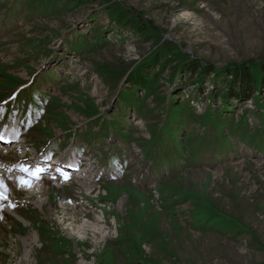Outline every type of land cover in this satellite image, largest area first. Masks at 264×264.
<instances>
[{
    "label": "rangeland",
    "instance_id": "rangeland-1",
    "mask_svg": "<svg viewBox=\"0 0 264 264\" xmlns=\"http://www.w3.org/2000/svg\"><path fill=\"white\" fill-rule=\"evenodd\" d=\"M260 63L264 0H0V150L87 169L5 184L0 264H264Z\"/></svg>",
    "mask_w": 264,
    "mask_h": 264
},
{
    "label": "bare ground",
    "instance_id": "bare-ground-1",
    "mask_svg": "<svg viewBox=\"0 0 264 264\" xmlns=\"http://www.w3.org/2000/svg\"><path fill=\"white\" fill-rule=\"evenodd\" d=\"M15 129H16V131H15ZM0 133H2L4 139L5 138H7V139L9 138L8 140L14 141L15 140L14 138H15L16 133L19 134L20 131L17 129V126H15V124L13 123V125L11 127H9L8 129L7 128L0 129ZM20 142L21 141L17 140L16 143H13L12 144L13 145L12 146L13 149L20 148V145H19ZM8 147L9 146L2 145V148H8ZM7 161H8V157L6 156L5 151L0 150V168H2V170L7 171V172H10L12 169L13 170L16 169L20 173V175L21 174H24V175L23 176H15V175H13V176H7L5 174H3V175L0 174V178H2L4 180L5 184L9 183L10 185H13L14 186L17 183V180H16L17 177H25V178H27L26 173L20 171V166H23L25 168H28V169L32 170V166L30 167L28 165V163L26 165L20 164V166H17V165H13V164L10 165V164L7 163ZM18 163H20V162H18ZM38 167L39 168H42L43 171L39 174V178H33V179H31V186H30V189L31 190L38 191L36 189H39V187H37L39 185L38 184L35 185L36 183L35 184H32L33 181H37L38 179H42V181H43V183H42V186H43L42 187V190L44 189L43 191L47 190L48 188L52 187L53 185H55V187L53 186V188H55V189H60L61 188V187H59V186L56 185V184H58V182L55 181V178H58V177L60 179H63L64 180V178L61 176V171L57 170V168L54 167V165L48 166V169H46V170H44V167H42V166H38ZM33 169H34V167H33ZM68 174H70V172H68L64 176H66ZM79 174H81V173H79ZM74 178H76V176H72L71 177V179H74ZM89 180H84V181H80V182H83L84 184H90L89 183L90 182ZM6 201H7V199L5 198V200L0 201V204L2 205L4 203H6ZM9 206L12 207L13 205L12 204H9ZM65 210H67V207H65ZM78 215L79 214L76 212L75 215H74L75 216L74 218H78L79 217ZM1 216H2V213H0V218H1ZM93 221H94V223L92 225L95 228H99V229H101V227H99V223L106 224V223H104V221H98L96 219H93ZM69 227H71V225H69Z\"/></svg>",
    "mask_w": 264,
    "mask_h": 264
},
{
    "label": "trees",
    "instance_id": "trees-1",
    "mask_svg": "<svg viewBox=\"0 0 264 264\" xmlns=\"http://www.w3.org/2000/svg\"><path fill=\"white\" fill-rule=\"evenodd\" d=\"M248 65L251 64H240V65H236V66H229L227 73L229 75H231V81L229 82V87L227 88L226 94H225V99H228L229 97H236L237 99L243 98V99H247L252 95V91L254 89H258V91L260 89H262L263 93H264V64L260 63L258 66V73L253 72L252 70H250V67ZM190 70L191 72L195 71V69L199 70L200 68L197 66H190ZM141 69H143L142 67L139 69L137 68L136 73H132L133 77H135V75H139L141 73ZM204 72V68H202L200 70L199 73ZM131 83H135V85H140L139 80L136 78L135 80L131 81ZM235 84L239 85V88L237 91L232 90L231 86H234ZM255 85L257 86V88H255ZM259 87V88H258ZM147 87L144 86V89H146ZM229 89V90H228ZM235 91V92H234ZM243 91V95L244 96H237V95H241V92ZM257 91V92H258ZM237 93V94H236ZM263 102H264V98H263ZM178 106L175 108L177 109Z\"/></svg>",
    "mask_w": 264,
    "mask_h": 264
},
{
    "label": "snow or ice",
    "instance_id": "snow-or-ice-1",
    "mask_svg": "<svg viewBox=\"0 0 264 264\" xmlns=\"http://www.w3.org/2000/svg\"><path fill=\"white\" fill-rule=\"evenodd\" d=\"M3 139L2 133H0V140ZM20 171L26 173L27 178L25 177H17V184L18 186L30 187L31 186V179L39 178V174L43 171L42 168H36L35 170H30L23 166H20ZM67 179L68 177L65 176ZM6 198V185L2 178H0V201L5 200Z\"/></svg>",
    "mask_w": 264,
    "mask_h": 264
}]
</instances>
